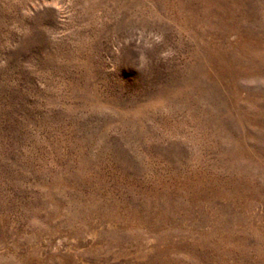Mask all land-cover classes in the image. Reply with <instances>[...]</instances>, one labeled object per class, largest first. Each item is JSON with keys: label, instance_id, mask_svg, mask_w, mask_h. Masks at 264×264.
Returning a JSON list of instances; mask_svg holds the SVG:
<instances>
[{"label": "rangeland", "instance_id": "374dc122", "mask_svg": "<svg viewBox=\"0 0 264 264\" xmlns=\"http://www.w3.org/2000/svg\"><path fill=\"white\" fill-rule=\"evenodd\" d=\"M0 264H264V0H0Z\"/></svg>", "mask_w": 264, "mask_h": 264}]
</instances>
